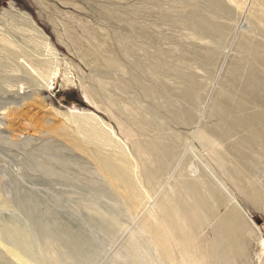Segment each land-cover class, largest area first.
Masks as SVG:
<instances>
[{
  "label": "rangeland",
  "instance_id": "rangeland-1",
  "mask_svg": "<svg viewBox=\"0 0 264 264\" xmlns=\"http://www.w3.org/2000/svg\"><path fill=\"white\" fill-rule=\"evenodd\" d=\"M261 241L264 0H0V264Z\"/></svg>",
  "mask_w": 264,
  "mask_h": 264
},
{
  "label": "bare ground",
  "instance_id": "bare-ground-1",
  "mask_svg": "<svg viewBox=\"0 0 264 264\" xmlns=\"http://www.w3.org/2000/svg\"><path fill=\"white\" fill-rule=\"evenodd\" d=\"M255 225V224H254ZM261 242H264V241H261Z\"/></svg>",
  "mask_w": 264,
  "mask_h": 264
}]
</instances>
